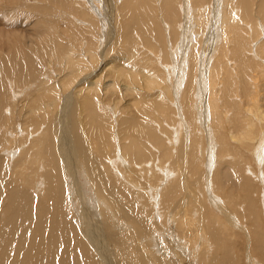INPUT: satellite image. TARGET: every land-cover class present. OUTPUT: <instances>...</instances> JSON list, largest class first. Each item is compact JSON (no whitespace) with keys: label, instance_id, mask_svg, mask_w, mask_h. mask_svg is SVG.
<instances>
[{"label":"bare ground","instance_id":"1","mask_svg":"<svg viewBox=\"0 0 264 264\" xmlns=\"http://www.w3.org/2000/svg\"><path fill=\"white\" fill-rule=\"evenodd\" d=\"M8 14L0 264H264V0Z\"/></svg>","mask_w":264,"mask_h":264},{"label":"rangeland","instance_id":"2","mask_svg":"<svg viewBox=\"0 0 264 264\" xmlns=\"http://www.w3.org/2000/svg\"><path fill=\"white\" fill-rule=\"evenodd\" d=\"M4 1V0H3ZM9 15V14H8ZM10 17H12L11 19H10ZM2 18V17H1ZM10 19L7 23H0V37H1V35L3 34V33H6L7 32V30H10V29H16V30H21V27H12L10 24L11 23H13V22H15L16 21V18H15V16H10L9 15V17L8 16H4V19ZM34 18H36V17H32V19H29L28 21H29V23H33V20H35ZM256 183L257 182H255L254 184L256 185Z\"/></svg>","mask_w":264,"mask_h":264}]
</instances>
